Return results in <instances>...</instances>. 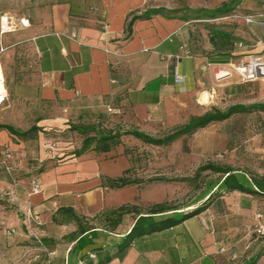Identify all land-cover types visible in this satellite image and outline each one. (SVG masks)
<instances>
[{"label":"crops","instance_id":"crops-1","mask_svg":"<svg viewBox=\"0 0 264 264\" xmlns=\"http://www.w3.org/2000/svg\"><path fill=\"white\" fill-rule=\"evenodd\" d=\"M8 1L3 13L13 21L28 18L30 27L0 31L9 96L0 109L8 121L0 133V163L14 171L0 173L7 191L0 203V264H98L108 256L106 264H221L236 231L233 220L250 219L257 198L264 213V197L224 193L200 215L137 237L120 252L141 216L177 207L166 181L112 184L141 166L147 144L131 132L163 138L204 115L220 87L234 79L218 81L217 68L263 52L264 0L224 2L193 20L153 0ZM225 9L230 12H218ZM246 15L257 23L247 24ZM92 127L116 136L107 150L96 144L84 150L86 134L79 129ZM30 129L35 141L28 140ZM236 137L213 134V151L235 153ZM244 144L264 153V131H250ZM34 182L42 187L38 194L31 193Z\"/></svg>","mask_w":264,"mask_h":264},{"label":"rangeland","instance_id":"rangeland-1","mask_svg":"<svg viewBox=\"0 0 264 264\" xmlns=\"http://www.w3.org/2000/svg\"><path fill=\"white\" fill-rule=\"evenodd\" d=\"M153 1L158 6L171 8L172 14H187L188 18L193 20L201 16L204 9L208 10L214 5L231 2L232 0ZM9 3L8 0H0V31L1 19L5 16L3 12ZM163 8L166 9L165 7ZM238 79V76H234L231 84L220 87L219 100L214 106H210L208 111L213 108L226 111L236 104L246 106L255 103L264 104V81L241 84V80ZM205 94L207 97L210 96L208 93ZM6 124H8V121L0 118V133L3 131L2 125ZM11 124L18 127L21 123ZM23 125L31 128L32 122L23 123ZM262 130L264 131V112L251 111L210 125L198 134L195 133L187 137L182 144H176L177 142L175 141L166 146L144 145L139 154L141 166L137 170L135 177L142 181L145 180L146 184L151 183L153 180L155 182L166 181L171 193V205L173 207L182 208L193 205L202 199L207 183L220 177L212 170H205L204 168L207 165L230 166L236 171L247 173L251 177L256 176L259 178L264 176V174H260V169L264 165V153L260 152L258 145L249 146L244 144L245 136H248L250 131L259 132ZM29 131L28 140L35 141V133L31 129ZM234 132L237 133L235 141L238 146L235 153H231L230 150L223 152L213 151V145L216 142L213 139V134L228 135ZM88 135L81 136L80 140H83ZM221 144L223 147L224 142ZM2 172L11 175L14 171L0 166V173ZM3 178L0 174V179ZM148 187H153V185L150 184ZM6 196L7 191L2 190L0 187V203L5 200ZM261 202L260 198L253 201L251 207L252 217L250 219L244 220L237 215L233 220L236 231L231 233L230 238L226 241L227 249L222 254L221 264H249L250 259L256 255H259L256 264H264V234L258 232L259 228L264 226V213L261 211ZM201 203L202 201L197 204ZM259 215L262 218H258Z\"/></svg>","mask_w":264,"mask_h":264},{"label":"trees","instance_id":"trees-1","mask_svg":"<svg viewBox=\"0 0 264 264\" xmlns=\"http://www.w3.org/2000/svg\"><path fill=\"white\" fill-rule=\"evenodd\" d=\"M161 11L162 10L160 9L156 11L154 10L153 13L156 12L158 14ZM218 12L220 14H228L230 10L225 9ZM251 111H257L260 113L264 112V104L255 103L250 106L236 104L228 108L226 111L213 108L211 111L206 112L202 116L192 117L188 124L174 130L163 138H152L140 132H131L130 134L134 135L136 138L142 140L146 144L166 146L183 137H189L197 133L199 130L205 129L214 123L226 121L238 114ZM79 130L86 135L92 134L90 132L95 134L94 136L86 137L84 140V150L88 149V147L93 144L102 146L103 150H107L110 147V144L116 138V136L112 135V133H108L102 129H98L97 127H92L90 130L85 128ZM204 169L212 170L220 177L207 183V188L203 193L202 199L193 204L197 205L196 208L189 211H178L180 210L179 208L164 210L162 207L153 209L152 212L148 214V216H141L135 223L132 230L124 238H122L118 245L119 251L125 252L137 237L164 232L200 215L206 210L207 206H209L214 199L221 197L224 195V193L242 192L253 196L264 197V176L259 178L256 176L251 177L247 173L236 171L230 166L218 167L210 164ZM136 175V171H130V175L119 178L112 184V186L115 188H124L129 185L142 183V180L134 177ZM200 201H202V203L197 204ZM169 211L174 212L171 214H164ZM258 259L259 255H256L254 258L250 259L249 264H256ZM110 260L111 257L108 256L101 260L98 264H106L110 262Z\"/></svg>","mask_w":264,"mask_h":264},{"label":"built area","instance_id":"built-area-1","mask_svg":"<svg viewBox=\"0 0 264 264\" xmlns=\"http://www.w3.org/2000/svg\"><path fill=\"white\" fill-rule=\"evenodd\" d=\"M242 19L247 24H250V25L257 23L256 17L252 15L243 16ZM19 26L23 28L30 27L29 19L23 17V18L18 19L17 21H13L12 18L6 15L3 16L1 19V32L2 33L13 31ZM263 26H264V23H263ZM71 37L75 39L77 35L73 34ZM234 76H238L243 83H253L256 81H264V50L260 54L246 56L235 64L219 66L215 74V77L218 81L231 79ZM176 81L182 82L183 78L180 76H176ZM8 98L9 96H8V92L5 86V80L0 70V109H2L4 105L7 103ZM0 166L4 167L7 170H11L10 166L5 162H1ZM41 191H42V187L40 183L34 182L31 193L38 194ZM258 218H262V216L259 215ZM27 221L30 224H32V222H36V217L32 209H29L27 211ZM258 232L261 234H264V226H261Z\"/></svg>","mask_w":264,"mask_h":264},{"label":"bare ground","instance_id":"bare-ground-1","mask_svg":"<svg viewBox=\"0 0 264 264\" xmlns=\"http://www.w3.org/2000/svg\"><path fill=\"white\" fill-rule=\"evenodd\" d=\"M201 95H202V94H201ZM207 99H208V97H207L206 94H205L204 97H203L204 102H206ZM206 103H207V102H206Z\"/></svg>","mask_w":264,"mask_h":264}]
</instances>
